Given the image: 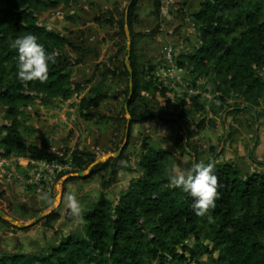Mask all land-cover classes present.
<instances>
[{
	"label": "rangeland",
	"instance_id": "374dc122",
	"mask_svg": "<svg viewBox=\"0 0 264 264\" xmlns=\"http://www.w3.org/2000/svg\"><path fill=\"white\" fill-rule=\"evenodd\" d=\"M259 1L244 0V5L249 7ZM203 2L179 0L178 10L168 18L153 13L152 0L137 1L133 39L138 66H152L150 72L159 66L167 68L166 48L172 46L173 62L178 70L177 82L174 87L165 88L164 96L158 91L154 95L142 92V98L135 105L137 112L145 108L157 113L163 111L167 119H151L131 126L128 123L131 115L122 112L126 76L121 65L126 55L120 49L125 45L127 51L131 37L130 32L127 36L125 31L128 26H124L123 36L117 23L126 15L130 0H68L54 9L35 12L39 25L59 32L72 44L68 43L63 52L72 63L73 87L80 84L82 89L66 100L38 95L31 104L21 108L25 126L23 140L26 144L45 143L50 152L62 158L75 150L86 151L95 161L82 171L83 178L68 180V175L78 173L72 171L55 180L50 188H39L25 185L18 178L28 177L29 158L2 156L0 148V161L3 160L0 163V213L5 215L0 216V258L11 253H39L56 245L63 236L83 235V214L99 195L104 193L116 204L132 180L141 176L139 162L144 144L172 153L169 170L175 166L178 171H187L194 161L212 160L232 164L242 176L264 172V89L256 97L242 96L233 89L227 91L220 77L197 75L187 67L177 66V62H184L183 54L193 52L199 45L193 14ZM261 2L264 4L263 0ZM58 10L62 15H57ZM261 74L264 79V72ZM100 81L108 97L98 107V115L85 119L78 103L91 86ZM187 89L195 94H189ZM195 96L197 100H193ZM6 123L0 107V136ZM186 126L193 132L189 138ZM119 150L120 155L115 158ZM212 152L216 153L215 157ZM111 159H119L121 166L115 175L110 174V169L90 174L95 163ZM44 192L50 195L51 202L41 199ZM69 194H74L80 202V215L71 213ZM43 213H57L59 217L51 222L45 217L36 220ZM67 213L70 219L66 218ZM201 231L199 242L190 238L187 244L189 247L205 244L209 252L201 253L193 264H225L207 237V221L201 222Z\"/></svg>",
	"mask_w": 264,
	"mask_h": 264
},
{
	"label": "trees",
	"instance_id": "16d2710c",
	"mask_svg": "<svg viewBox=\"0 0 264 264\" xmlns=\"http://www.w3.org/2000/svg\"><path fill=\"white\" fill-rule=\"evenodd\" d=\"M137 1L129 3L126 15L117 20L122 35L125 36L124 26L127 25L131 37L132 96L127 110L131 115L130 126L151 119H167L163 111L135 110L142 92L154 95L158 91L161 96L166 93L165 88L155 85L150 72L152 66L143 68L137 64L133 39ZM261 1L246 7L244 0H204L193 14L199 45L193 52L183 54L184 62H177V66L187 67L197 75L220 77L227 91L233 89L242 96L256 97L262 93L264 4ZM62 2L68 0H0V107L7 122L0 136L3 156L62 159L50 152L45 143L26 144L21 119V108L31 104L38 95L66 100L82 89L80 84L73 87L72 63L63 52L68 43L72 44L59 32L39 25L35 15L39 10L54 9ZM152 6L158 16L160 0H152ZM26 34H35L47 52L55 53L48 79L43 83L38 80L21 83L17 79L18 52L11 44L15 38ZM120 49L127 54L125 45ZM121 71L126 76L125 103L130 91V73L123 63ZM102 85L101 81L94 84L81 97L78 109L83 118L98 115V107L108 97ZM193 100H197V96ZM122 112H125L123 106ZM192 133L186 126L187 138ZM143 150L139 162L141 176L132 180L116 204L104 193L99 195L83 214V235L63 236L56 245L39 253L5 254L0 264H151L153 261L193 264L197 256L209 252L205 244L193 247L187 244L190 238L199 242L203 221L208 222L207 237L225 264H264V172L242 176L230 163L207 160L205 163H214L219 192L216 207L209 210L213 217L209 222L207 217L197 216L191 207L195 197L170 184L172 153L145 144ZM71 156L75 166L72 173L84 171L95 161L86 151L75 150ZM215 156L212 152V157ZM106 169L115 175L121 169L119 159L96 163L90 174ZM73 179L76 178L68 180ZM58 217L57 213H51L45 220L51 222ZM70 217L67 213L66 218Z\"/></svg>",
	"mask_w": 264,
	"mask_h": 264
},
{
	"label": "clouds",
	"instance_id": "9594fccd",
	"mask_svg": "<svg viewBox=\"0 0 264 264\" xmlns=\"http://www.w3.org/2000/svg\"><path fill=\"white\" fill-rule=\"evenodd\" d=\"M11 47L18 52L17 79L21 83L38 80L41 83L47 81L49 65L55 59V53L46 51L43 44L38 41L35 34H26L15 38ZM168 179L173 187L180 188L183 192L195 197L191 207L199 217H207L212 222L210 209L216 207L219 196L218 178L214 172V163L194 161L187 171H178L173 166L168 173ZM41 199L51 202L47 192L42 193ZM68 207L72 214L80 215L82 208L74 194L67 196Z\"/></svg>",
	"mask_w": 264,
	"mask_h": 264
},
{
	"label": "built area",
	"instance_id": "2783aa9c",
	"mask_svg": "<svg viewBox=\"0 0 264 264\" xmlns=\"http://www.w3.org/2000/svg\"><path fill=\"white\" fill-rule=\"evenodd\" d=\"M178 1L179 0H160L159 14L171 18L172 12L178 10ZM56 13L57 15H62V11L58 10ZM173 54V47L168 46L165 56L168 62L167 68L164 69V67L159 66L152 72L153 80L162 88H172L177 82L176 71L178 69L173 62ZM187 92L189 94H195L192 89H187ZM27 162L30 163L28 177L19 176L18 178L20 182L25 185H38L39 188H50L55 183V180L63 175L71 173L75 168L71 155H67L61 160L28 159Z\"/></svg>",
	"mask_w": 264,
	"mask_h": 264
},
{
	"label": "water",
	"instance_id": "95a60500",
	"mask_svg": "<svg viewBox=\"0 0 264 264\" xmlns=\"http://www.w3.org/2000/svg\"><path fill=\"white\" fill-rule=\"evenodd\" d=\"M132 1H133V0H130V3H131ZM126 12H127V10H126ZM125 31H126L127 36H129V31H128L127 28H125ZM130 52H131V44L129 43V44L127 45V54H126V58H125V60H124V64H125V66H126V69H127L128 72L130 73V79H129V88H130V91H129L128 99H127V101L125 102V105H124V109H125L126 112H127V110H128V103H129V101H130V99H131V96H132V68H131V65H130V63H129ZM130 120H131V117L129 118V121H130ZM129 121H128V123H129ZM119 155H120V150L115 154V158H117ZM97 163H98V162H97ZM95 164H96V163H95ZM72 177L83 178V177H84V174H83L82 172H79V173H77V174H70V175L67 176V179L72 178ZM62 180H63V179H62ZM47 215H48V213L40 214V215H38V216L36 217V220L41 219V218H43V217H46ZM0 216L5 217V215L2 214V213H0ZM10 221H11V222H14L13 219H11ZM18 226H20V227H24V226H26V225H25V224H18Z\"/></svg>",
	"mask_w": 264,
	"mask_h": 264
},
{
	"label": "crops",
	"instance_id": "0c3cea01",
	"mask_svg": "<svg viewBox=\"0 0 264 264\" xmlns=\"http://www.w3.org/2000/svg\"><path fill=\"white\" fill-rule=\"evenodd\" d=\"M257 162V161H256Z\"/></svg>",
	"mask_w": 264,
	"mask_h": 264
}]
</instances>
